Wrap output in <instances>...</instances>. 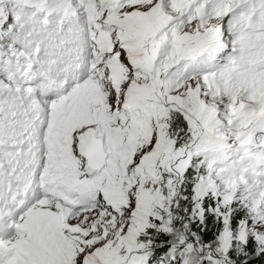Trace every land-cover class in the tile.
<instances>
[{
  "label": "snow or ice",
  "instance_id": "obj_1",
  "mask_svg": "<svg viewBox=\"0 0 264 264\" xmlns=\"http://www.w3.org/2000/svg\"><path fill=\"white\" fill-rule=\"evenodd\" d=\"M0 264H264V0H0Z\"/></svg>",
  "mask_w": 264,
  "mask_h": 264
}]
</instances>
